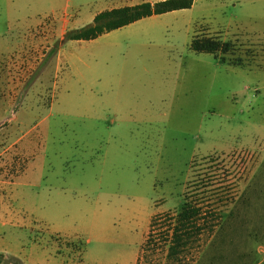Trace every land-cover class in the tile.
Returning <instances> with one entry per match:
<instances>
[{"label":"rangeland","instance_id":"rangeland-1","mask_svg":"<svg viewBox=\"0 0 264 264\" xmlns=\"http://www.w3.org/2000/svg\"><path fill=\"white\" fill-rule=\"evenodd\" d=\"M139 1L0 0V221L28 224L0 225V244L38 237L75 264H264V0H193L49 53L69 14L81 27ZM195 35L230 45L197 52ZM202 172L217 225L169 259L149 221Z\"/></svg>","mask_w":264,"mask_h":264},{"label":"trees","instance_id":"trees-1","mask_svg":"<svg viewBox=\"0 0 264 264\" xmlns=\"http://www.w3.org/2000/svg\"><path fill=\"white\" fill-rule=\"evenodd\" d=\"M192 4L193 0H155L153 2L142 0L134 4L103 9L94 14L91 22L79 28L66 30L61 38L50 48L49 53L54 54L67 40L95 39L104 33L128 25L141 18L173 10L187 9ZM229 45V42L206 35H195L190 41V48L192 50L213 54L226 52ZM220 61L225 62L223 56L220 57ZM209 159L212 161L211 157L204 156L199 162L206 161L207 163ZM199 162H193L191 166L193 168L197 166L198 172L206 171L208 167L198 169L200 166ZM203 172L198 174V182H194L193 190L189 192L192 196H189L188 192L183 193L182 203L178 211L173 214L169 212L154 214L149 221L146 244L150 245L153 241L151 238L152 233L159 232L160 230L166 231L164 241L168 243L166 255L169 259L176 258L182 250L189 248L199 239L204 230L211 231L217 225L216 217L209 215L210 212L206 210L207 206H205L206 202L204 200L207 199L206 193L209 192L207 187H209L208 183L210 180L206 181L200 178L201 175H204ZM192 197L196 198L192 200ZM0 264L12 263L0 253Z\"/></svg>","mask_w":264,"mask_h":264},{"label":"crops","instance_id":"crops-1","mask_svg":"<svg viewBox=\"0 0 264 264\" xmlns=\"http://www.w3.org/2000/svg\"><path fill=\"white\" fill-rule=\"evenodd\" d=\"M99 11L101 10H98L95 13ZM95 13H93L90 16L91 20ZM76 16L72 17V14H69L70 19L68 20L69 23L67 24L68 29L80 27V26L75 25ZM58 19L59 17L57 18V20ZM76 41H86V40H76ZM8 84L11 85L10 83ZM0 225L1 226L9 225L11 227H18V228H26L28 226V224L25 222L15 223L11 220H5V219L0 221ZM39 241H40V238L34 237L33 242L28 246V248L23 249V250L17 249L16 247L12 245L9 246L7 244H4V245L0 244V253H2L4 257L17 258L18 260H20L22 264H75V260H74L75 255L74 253H70L69 246L59 245L49 240L47 241V243H49L48 245H43V244H40Z\"/></svg>","mask_w":264,"mask_h":264}]
</instances>
